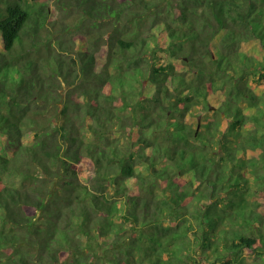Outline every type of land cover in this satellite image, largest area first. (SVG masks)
Returning <instances> with one entry per match:
<instances>
[{
	"label": "trees",
	"instance_id": "obj_1",
	"mask_svg": "<svg viewBox=\"0 0 264 264\" xmlns=\"http://www.w3.org/2000/svg\"><path fill=\"white\" fill-rule=\"evenodd\" d=\"M0 264H264V0H0Z\"/></svg>",
	"mask_w": 264,
	"mask_h": 264
},
{
	"label": "rangeland",
	"instance_id": "obj_2",
	"mask_svg": "<svg viewBox=\"0 0 264 264\" xmlns=\"http://www.w3.org/2000/svg\"><path fill=\"white\" fill-rule=\"evenodd\" d=\"M52 10H53V12H52L53 18L51 20L52 25L48 24L49 30L53 29V23L54 22H56L58 19H63V17H66V16L62 15L60 11H57V9L55 8V6L53 4H52ZM77 20H79L77 15H74V16L71 15V17L67 18V21L70 22L71 24L77 22ZM72 29H73V34H74L75 28H72ZM132 99L133 98L131 97L130 100H132ZM200 113H201L200 119H199V121H197L195 126H197L198 123L201 126L202 123L205 124L206 122H208V120L211 121V120H215V119H221V116H222V114L219 111H217L213 108H210L207 111L201 110ZM7 181L13 183L14 185H18L20 183L19 178H15V177H10L9 179H7ZM245 258L248 262L253 261L252 258L249 256H246Z\"/></svg>",
	"mask_w": 264,
	"mask_h": 264
}]
</instances>
